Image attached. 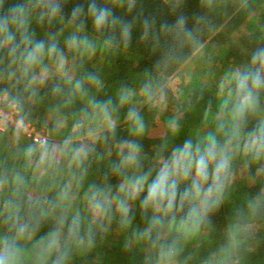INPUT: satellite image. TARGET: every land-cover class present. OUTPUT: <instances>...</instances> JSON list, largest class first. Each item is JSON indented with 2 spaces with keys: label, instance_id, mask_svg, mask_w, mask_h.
<instances>
[{
  "label": "trees",
  "instance_id": "16d2710c",
  "mask_svg": "<svg viewBox=\"0 0 264 264\" xmlns=\"http://www.w3.org/2000/svg\"><path fill=\"white\" fill-rule=\"evenodd\" d=\"M93 6L108 12L99 30L89 12ZM19 8L26 23L0 32L1 106L8 111L15 105L16 117L45 135L40 143L24 134L22 139L15 123L0 131V236L26 228L18 241L20 264H264V154L256 157L248 138L261 124L264 89L228 145L231 173L222 201L198 228L181 227L186 208L153 227V210H143L138 199L131 201L128 222L115 199L108 201L106 215L89 205L93 188L113 198L119 194L124 177L114 166L132 142L140 145V170L147 172L185 140H203L209 132L221 143L228 139L232 105L222 110L221 104L233 94L235 72L264 49V0H0V24ZM25 30L32 43H57L64 66L46 57L25 73ZM73 35L86 37L91 47H70ZM13 45L19 46L15 53ZM196 62L201 63L195 76L184 83L183 71ZM221 73L222 88L216 77ZM76 80L83 82L85 95L73 91ZM177 80L172 92L168 88ZM121 92L131 94L122 106ZM93 100L111 101L114 131L92 119ZM130 111L144 124L141 135L131 131ZM59 122L64 129L58 130ZM84 124L97 125L98 139L88 143ZM72 130L74 140L58 137ZM40 145L55 150L52 163H40L38 151L28 155ZM78 149L87 151L82 165L73 159ZM70 196L79 200L66 210ZM74 217L78 226L70 231ZM54 229L60 239L48 254L46 239ZM169 248L174 254L162 258L161 249Z\"/></svg>",
  "mask_w": 264,
  "mask_h": 264
},
{
  "label": "clouds",
  "instance_id": "9594fccd",
  "mask_svg": "<svg viewBox=\"0 0 264 264\" xmlns=\"http://www.w3.org/2000/svg\"><path fill=\"white\" fill-rule=\"evenodd\" d=\"M53 13L57 11L55 7ZM94 18V27L99 30L108 22L107 10L97 11L95 6L89 9ZM78 14V10L73 16ZM26 23L25 10L19 8L15 11L7 24H0V32L7 28L10 33L11 26H22ZM182 24L183 21L181 20ZM124 41L127 43L128 30L125 29ZM11 41L14 37L9 34ZM21 43L26 45L21 53L23 60V71L25 73L34 70L43 64L46 57L52 58L60 67L64 66L66 57L64 51L55 42L46 45L43 41L32 43L31 38L26 35V30L22 33ZM70 47L79 48L82 44L88 45L86 37L73 35L68 38ZM18 45H13L10 52L15 53ZM87 79L93 83L97 77L88 74ZM234 83L233 94L222 102L221 108L226 109L229 104L231 108L230 135L228 139L221 143L216 136H208L203 140H185L183 144L177 145L167 156H160L158 166L147 172L141 171V148L138 143L129 144L128 151L122 154L119 164L114 166V171L124 177V183L119 189V194L114 198L109 193L100 189L90 190L89 205L98 214L106 215L111 210L108 201L115 199L117 207L128 222L127 213L131 206V201L139 200L140 207L147 211L153 210L151 225L155 227L177 210L187 209L181 227L198 228L199 224L222 201L226 182L231 173L232 154L228 150V145L232 140L240 135L245 114L255 111L260 90L264 89V49H257L251 56L249 66L237 70L232 77ZM60 86H54L53 91L58 92ZM74 92L82 95L86 94L81 80H76L73 87ZM131 94L121 92L119 94V104L122 106L130 99ZM92 119L101 121L114 131L115 121L110 110L111 101L107 103L91 101ZM132 121V133L141 135L144 124L138 114L128 113ZM220 127H223L221 125ZM249 149L256 157L264 154V123L248 134ZM40 154V163H52L55 158V150L47 145H40L37 148H29L28 155L35 152ZM87 157L84 149L75 150L74 160L82 165ZM129 170L131 172L129 173ZM181 185H184L181 191ZM0 183V187H2ZM78 226V218L74 217L69 230L75 231ZM26 228H20L15 234L11 232L0 236V264H20L22 250L18 241L24 236ZM60 230L54 229L46 239V250L48 254L58 246ZM174 249H161V257H171Z\"/></svg>",
  "mask_w": 264,
  "mask_h": 264
},
{
  "label": "rangeland",
  "instance_id": "374dc122",
  "mask_svg": "<svg viewBox=\"0 0 264 264\" xmlns=\"http://www.w3.org/2000/svg\"><path fill=\"white\" fill-rule=\"evenodd\" d=\"M201 58H203V57H201ZM197 64L196 65H190L189 66V68H186V70H184L183 71V77H182V81L184 82V83H188L191 79H192V77L193 76H195L194 74H195V70H196V67H198L199 65H200V63L201 62H196ZM217 77V83H218V85H220L219 87H224V85L222 84L224 81V74H219V75H217L216 76ZM218 78H219V80H218ZM200 81H201V79H199ZM221 80V81H220ZM181 81V80H180ZM179 80H177L176 82H174L172 85H170V88H168L169 90L171 89L172 90V92H176V89L178 88V83L180 82ZM203 82H207L208 81V79H203L202 80ZM210 81V80H209ZM212 81V80H211ZM183 83V84H184ZM185 86H187V85H185ZM226 86V85H225ZM164 96H165V94H164ZM0 97H2V96H0ZM3 99V98H2ZM158 99H163V96H162V98H158L157 97V100ZM164 99H166V96H165V98ZM173 99V98H172ZM157 100H156V102H157ZM1 102V101H0ZM170 112H172V110L170 111ZM16 113H11V111L10 110H8V112H7V114H6V117L3 119H0V131H3V130H5V129H7L8 127H9V125L10 124H16V123H18V121H20V119L19 118H17L16 117V115H15ZM259 120H260V122L261 123H264V107L261 109V112H260V116H259ZM97 123V122H96ZM17 125V124H16ZM19 126V125H18ZM97 125H83V127H84V129H85V133H86V135L84 136V138H86L87 139V141H88V143H91L92 141H94V140H96V139H98V132L99 131H97V129H95V127H96ZM61 129H64V125H63V122H59L58 123V130H61ZM39 134H43V130L41 129V130H36ZM202 131H204V129L202 130ZM212 133V132H211ZM211 133L209 132L208 134H207V137L208 136H210L211 135ZM19 134H21L20 135V138H22V139H24V135H23V129L21 130V133H19ZM45 136V135H44ZM44 136H43V139H44ZM74 136H75V131H73L72 130V132L71 131H64V133L63 132H60V134H59V138L60 139H62L64 142L65 141H70V140H74ZM38 143H40V142H38ZM124 183V181L122 182V183H120V187H121V185ZM103 192H105V193H109L107 190H104ZM83 196V195H82ZM81 198V197H80ZM72 199V201L70 202V203H68L67 204V206H66V210H73V209H75V206H76V204H77V201L79 200H77V199H75V201H74V199H73V197L72 196H70L69 197V200H71ZM76 202V203H75Z\"/></svg>",
  "mask_w": 264,
  "mask_h": 264
},
{
  "label": "built area",
  "instance_id": "2783aa9c",
  "mask_svg": "<svg viewBox=\"0 0 264 264\" xmlns=\"http://www.w3.org/2000/svg\"><path fill=\"white\" fill-rule=\"evenodd\" d=\"M2 100V98L0 97V101ZM11 113H16L17 114V110L15 105H12L11 109H10ZM8 111H6L5 109L2 108L1 106V102H0V119H4L6 117ZM15 114V115H16ZM20 119V118H19ZM17 125H19L21 127V129H23V134L25 135L26 138H30L33 142H42L45 139L44 134H39L36 130V128L34 126H32L29 123H24L22 119H20V121H18V123H16ZM44 136V139H43Z\"/></svg>",
  "mask_w": 264,
  "mask_h": 264
}]
</instances>
